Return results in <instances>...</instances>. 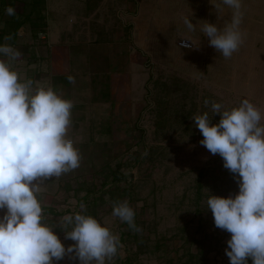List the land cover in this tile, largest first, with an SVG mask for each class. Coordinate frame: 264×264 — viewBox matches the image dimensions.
Segmentation results:
<instances>
[{"label":"rangeland","instance_id":"obj_1","mask_svg":"<svg viewBox=\"0 0 264 264\" xmlns=\"http://www.w3.org/2000/svg\"><path fill=\"white\" fill-rule=\"evenodd\" d=\"M78 2L69 0V6ZM57 3L49 2V10L65 8V1ZM182 4L178 0L137 1L135 24L139 41L144 42L136 49L134 89L121 83L127 90L121 97L116 91L114 98H109L110 79H119L129 66H92L78 56H73L69 65L33 64L23 60L32 52L21 43L25 38L11 46L20 53L10 66L21 80L31 79L33 87L50 85L73 105L67 135L79 150L80 163L40 186L37 198L42 222L54 227L65 246L74 243L64 239L58 225L65 214L82 211L83 204V211L119 238L117 254L105 264H229L224 249L230 234L214 226L205 201L209 194L234 195L237 183L222 166L221 157L198 143L202 136L192 118L205 111L211 116L212 102L231 108L248 99L260 109L264 123V73L258 62L253 60L249 65L246 59L243 63L238 55L245 44L263 47L264 33H242L238 49L224 58L209 46L199 27L206 20L222 28L231 18L225 5L214 0L218 9L210 11L207 0H197L196 13H184ZM11 6L14 14L0 18V24L3 20L12 22L9 30L30 8L27 0H16ZM36 7L37 15L46 13L42 0H37ZM78 12L69 8L67 19H75ZM183 18L193 22L195 30L187 31ZM46 19L51 30L61 24L65 28L66 18L62 16L54 18L49 12L42 21ZM34 21L36 24L37 19ZM37 23L42 24L39 19ZM183 38L190 39L194 47L178 49L176 45ZM74 39L79 42L83 38L79 34ZM5 40L9 45L8 36ZM96 72L101 73L93 79ZM60 75L65 81H54ZM205 99L208 106L203 103ZM212 119L218 120V114ZM119 175L125 177L113 180ZM125 200L134 211L138 230L111 216L113 202ZM54 264L78 262L65 257Z\"/></svg>","mask_w":264,"mask_h":264},{"label":"clouds","instance_id":"obj_2","mask_svg":"<svg viewBox=\"0 0 264 264\" xmlns=\"http://www.w3.org/2000/svg\"><path fill=\"white\" fill-rule=\"evenodd\" d=\"M231 9L230 21L222 28L215 23L200 25L209 46L229 58L243 42L239 28L241 0H221ZM13 15L11 6L5 8ZM187 31L195 30L188 18ZM194 47L183 38L178 46ZM20 53L0 44V264H54L67 257L78 264H105L116 254L119 238L92 215L82 211L65 214L59 227L65 246L43 223L40 186L49 177H59L79 166V150L67 135L72 101L63 98L50 85L33 87L31 79L21 80L10 66ZM69 81L72 80L68 76ZM205 106L209 101H203ZM209 111L192 118L210 154H218L222 166L233 174L238 191L234 195L209 194L206 209L213 224L230 234L224 249L229 264H264V123L261 111L248 99L238 106L223 108L212 102ZM219 119L213 122V116ZM111 216L138 230L134 211L128 202L115 201Z\"/></svg>","mask_w":264,"mask_h":264},{"label":"crops","instance_id":"obj_3","mask_svg":"<svg viewBox=\"0 0 264 264\" xmlns=\"http://www.w3.org/2000/svg\"><path fill=\"white\" fill-rule=\"evenodd\" d=\"M27 1H29V11L22 17L23 19L15 23L12 29L9 30L10 27L8 25L12 23L10 21L6 22L3 20L0 24V44H6L5 38L7 36L10 40V46H13L14 43H19L21 39L25 38V41L21 40V43H24V47L31 49L32 52L24 56L23 60L30 61L33 64L69 65L73 56H78L92 66L119 64L129 66L131 71L127 70L128 72L120 73V78H116L115 81V78H111L110 75L109 98H114L116 91H118L117 96L119 97L125 95L122 91L126 89L121 83L125 82L127 87L130 86L131 89H134V85L131 84L134 83L133 81L136 77L134 73L135 65L137 64L136 49H139V45L142 46L144 42L139 41L138 29L135 24V16L138 14V0H78L80 3H74L71 6H69V0H63L65 1V8L53 9L52 11L49 10V2L54 1L56 5H59L57 3L59 0H42L43 8L46 9L45 17L47 13L52 12L54 13V18L61 16L66 18L64 29L62 24L55 20L61 26L53 30L49 26V19L43 22L42 17L44 20V15H37L34 11L37 9V0ZM178 1L183 2L182 9L184 13H196L195 1L197 0ZM207 1L210 11L218 9L217 6L213 5L214 0ZM13 2H16V0H0V18L4 17L5 19V15H7L5 8L11 6ZM69 8L70 11L72 9L80 11L77 13V17L70 21L67 19L69 17ZM225 9L227 13H231L227 6H225ZM241 11L242 26L239 28L242 33L253 35L264 33V0H241ZM10 16L12 15H8V17ZM34 19H37V22L38 19L41 20L42 24L37 22L35 24ZM249 25L251 26L250 28L248 27ZM8 31H10V34L6 36L5 33ZM79 34L82 35L83 39L78 42L77 40L75 41L74 37ZM146 35H149L148 31H146ZM243 37H247L249 40L254 39V36L243 35ZM70 39L73 41H69ZM246 46L248 45L245 44L238 51L239 57L243 59L242 62H246L247 59L249 64L254 60L258 62L256 65L264 73V46L261 48ZM176 47L181 50H188L179 48L178 45ZM71 48L74 50L71 51ZM255 52L256 57L253 58ZM257 56L261 59H257ZM96 73L98 74H95L93 79L95 76L100 75L101 72ZM65 79L64 76L60 75V77L56 76L54 81L63 82ZM130 90L128 89L129 93H126L127 95L130 94Z\"/></svg>","mask_w":264,"mask_h":264},{"label":"trees","instance_id":"obj_4","mask_svg":"<svg viewBox=\"0 0 264 264\" xmlns=\"http://www.w3.org/2000/svg\"><path fill=\"white\" fill-rule=\"evenodd\" d=\"M198 176H200V174L198 173ZM125 176H123V175H119L118 177H113V180H117V181H119V180H121L122 178H124ZM126 191V190H125ZM88 193H86L84 196H83V199L85 200L86 199V195H87ZM92 205H95V201L94 202H92ZM49 212H52L53 213V211L52 210H48ZM86 214H89V212H86V211H84ZM57 215H59V213L58 212H55ZM247 264H251V259L250 258H247Z\"/></svg>","mask_w":264,"mask_h":264},{"label":"built area","instance_id":"obj_5","mask_svg":"<svg viewBox=\"0 0 264 264\" xmlns=\"http://www.w3.org/2000/svg\"><path fill=\"white\" fill-rule=\"evenodd\" d=\"M181 41V40H180ZM180 41L177 43V45L179 46V44H180ZM181 48H183V47H181ZM190 48V47H189ZM189 48H185V49H189Z\"/></svg>","mask_w":264,"mask_h":264}]
</instances>
